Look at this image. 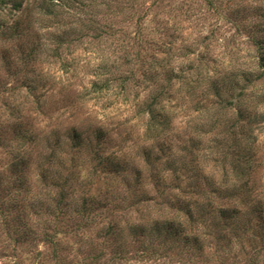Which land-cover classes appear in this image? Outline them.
Here are the masks:
<instances>
[{"label": "rangeland", "instance_id": "1", "mask_svg": "<svg viewBox=\"0 0 264 264\" xmlns=\"http://www.w3.org/2000/svg\"><path fill=\"white\" fill-rule=\"evenodd\" d=\"M101 1L106 3L84 9L80 19L65 16L61 27H51L70 33L60 58L46 53L52 30L43 27L32 0L7 19L20 18L17 31L0 36V264H264V251L254 257L261 247L258 236L228 231L231 241L219 240L213 220L205 228L212 235L203 252L191 255L155 244L147 231L156 220H176L178 201L201 202L210 181H219L217 160L226 146L219 145L214 162V153L208 152L211 140H222V125L208 131L199 124L205 122L204 109H217L210 105L217 100L211 82L236 94L227 76L252 70L255 50L249 34L254 23L264 24V0ZM22 35L42 46L31 67L12 57ZM167 47L170 53L164 51ZM154 58L168 59L157 71L158 85L166 84L165 71L186 75L172 80L163 103L170 117L167 129L149 138L141 109L152 89L144 88V66ZM105 62L128 79L126 101L114 91L90 92ZM32 76L37 88L29 93L24 77ZM256 86L264 91V79ZM257 125L262 128L252 127L256 141L249 145L254 154L244 181L253 194L259 193L253 198L264 214V122ZM23 132L26 138L20 136ZM20 157L24 166L15 165ZM229 161L227 157V168ZM183 163L185 169H178ZM114 164L122 168L113 172ZM193 165L200 170L191 172ZM194 173L207 179L197 185ZM65 177V206L52 210L55 184ZM82 201L88 210L78 214ZM44 234H55L57 254ZM147 244L158 253L140 256Z\"/></svg>", "mask_w": 264, "mask_h": 264}, {"label": "trees", "instance_id": "2", "mask_svg": "<svg viewBox=\"0 0 264 264\" xmlns=\"http://www.w3.org/2000/svg\"><path fill=\"white\" fill-rule=\"evenodd\" d=\"M26 1L27 0H0V36L11 37L13 34L11 35L9 33L17 31L20 24V18L12 20L13 22H8L7 19H13L14 14L22 10ZM32 1L36 3L35 9H37L36 11L42 21L45 22L43 27L46 28L54 26L61 27L62 24H60V22L63 17L71 16L80 19L82 15L81 13H84V9L91 11L94 8H98L101 3H106L101 0ZM104 5L109 7L108 4ZM255 12L260 18L262 15V8L257 6ZM89 21L90 23H93L92 19H89ZM252 27H254V30L249 34V41L255 50V60L252 70L251 68L240 70L235 74L227 76H231L229 81H232L230 84H232V89L236 91V94H226L223 84L221 85L218 81L211 82L210 88L214 89L213 95H215L217 100H214L210 105L217 108L216 112L212 111L209 107L204 109L203 115L202 110L199 111L200 115L203 116L202 120H205V122L199 124L202 127V130L203 127L207 126L208 131H213V129H219L222 125V133L224 134V136L221 137L222 140H211L214 145L209 148L208 152L209 154L214 153L213 156H211V161L213 160L214 162L217 160L215 157L219 155L218 152L221 150L219 145L223 143L224 146H226V152L221 155L220 160H217L222 168L219 181H210L211 186L206 193L204 192L205 194L203 193V199H201V202L191 201L190 199L183 201V203L178 201V211L174 216L176 220H173L172 218L169 220H156L152 222L147 229L149 236L154 237V243H163L166 248L168 247V250L178 248L180 253H186L189 255L193 252H203L207 237L212 235V232L205 230V228L211 220H213L214 225L217 226V239H228V241H231V236H227L228 231L230 235L236 231L235 236L238 237L250 233L251 237H254V235L258 236L261 241V247L254 253L255 259L260 258V254L264 251L263 208L259 200L253 198V195L257 196L259 193L256 192L253 194L254 190L249 185L248 180L244 181V178H246V175L248 176L251 168L254 154L251 150L253 147H249V145H253L256 141L254 139V129L252 127L255 125V127H260L261 129L262 127L257 124L264 122V91L261 92L257 88L258 86H256V82L264 79V24L256 22ZM50 30H52V28ZM100 33L103 32H99L97 35L98 39L102 37L103 34L111 35V33H106V30L103 34ZM255 33H260V36ZM69 34L68 30L65 29L62 31L52 30L48 36L49 47L47 50L48 52H46L47 55L49 54L52 58H60L63 51L62 46L67 47L70 43V40L67 39ZM17 37L16 39H18ZM20 39L21 42H19L17 46L18 50H16V53L14 54L15 56L12 57L24 67H31L40 56L42 46L37 43L32 36L27 38L22 35ZM164 51L170 53L171 48L167 47ZM167 60L168 59L163 61V58H154V60L152 59L151 62L144 66L145 75L143 80H145L146 84L144 88L146 89L149 86L152 87L151 91L147 94L144 103H142L141 109V114L147 115L146 135L149 138H152L153 136L158 137L165 129H167V126L170 123V117L165 113L163 103L170 97L168 89L171 86L172 80L174 78L177 81L178 79L182 80L186 75L184 74L185 72H181L182 70H178L180 71V74L178 71V74H176V72H172L170 69L168 73L167 71H163L166 84L158 85V80L156 79L158 76L157 71L166 66L168 63ZM64 65L68 66L65 63ZM101 66V71L99 70L96 73L98 80H95V82L92 83L89 89L90 92L99 95L101 93L114 91L116 97H119L120 100L126 101L128 96L124 82L128 79L118 75L113 68L110 67L111 65L109 66L108 62H105ZM187 71L188 70H186V72ZM41 79L43 78L41 77ZM24 81L26 87L29 88V93L37 88L36 83L38 80L35 76L28 79L24 77ZM223 82H225V80H223ZM187 83L188 85H192L193 82ZM229 108L233 110L231 114L228 113ZM202 132L204 133V131ZM20 136L26 138V133L23 132ZM214 147L215 151L213 152L212 150ZM205 157L208 156L205 155ZM227 157L230 159V167L228 168L225 165ZM193 160L194 159L191 158L190 163H192ZM18 161L15 162L16 166H22L24 164L20 162L23 161L22 157H20ZM174 162L175 161H173V164ZM185 165V163L179 165L178 169L184 170ZM121 168L122 167L119 164H114L113 170L111 171L117 172ZM189 168H191V166L188 167V170ZM197 170L200 169H196L193 165L191 172ZM194 177L197 185L200 183V179H207V177H203L200 173H194ZM68 181V177H65L59 183L55 184L58 188L54 199L55 205H53L52 210H61V208L65 206L64 200L67 197ZM222 200H224V202L221 203L220 201ZM87 210L85 202L82 201L78 205V210L76 212L78 214H84ZM49 211H51L50 208ZM252 214H254V218ZM244 216H246V218ZM243 217L244 221L241 222V218ZM254 219L255 223L253 224ZM257 222L258 224H256ZM256 231L258 234H256ZM55 234H44L45 242L51 246L53 254L58 253ZM147 245L149 248L143 249L140 252V256H150L158 253L154 247L150 246V244ZM118 258L121 259L122 256ZM94 259H97V257H94ZM262 259L264 258H261V260Z\"/></svg>", "mask_w": 264, "mask_h": 264}]
</instances>
